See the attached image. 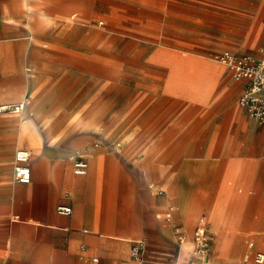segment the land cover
Segmentation results:
<instances>
[{
    "label": "crops",
    "instance_id": "crops-1",
    "mask_svg": "<svg viewBox=\"0 0 264 264\" xmlns=\"http://www.w3.org/2000/svg\"><path fill=\"white\" fill-rule=\"evenodd\" d=\"M98 3L0 0V106L24 100L22 123L62 119L33 131L76 132L72 118L92 116L81 106L97 100L101 86L91 82L111 67V48L40 43L64 42L69 31L54 28V22L91 21L101 12ZM222 53L227 52L214 57ZM186 69L192 82H206L202 91L170 92L181 103L167 130H157L137 148L121 147L119 157L117 148L97 144L92 134L69 143H35L43 145L40 169L29 158V183L0 191V264H254V254H264V125L238 103L244 81L229 79L207 61ZM18 149L30 153L28 144ZM76 158L87 162L85 174L75 173ZM56 205L69 206L71 214L58 215ZM184 213H194L193 221ZM219 217L224 224L218 230ZM200 226L211 246L203 262L193 254ZM219 241L228 245L225 250L217 247ZM136 244L139 259L131 255ZM242 244H248L245 254Z\"/></svg>",
    "mask_w": 264,
    "mask_h": 264
},
{
    "label": "rangeland",
    "instance_id": "rangeland-1",
    "mask_svg": "<svg viewBox=\"0 0 264 264\" xmlns=\"http://www.w3.org/2000/svg\"><path fill=\"white\" fill-rule=\"evenodd\" d=\"M101 3L97 5L101 12L91 21L54 22V28L69 31L64 42L46 39L40 43L49 48L52 43L78 41L81 45L111 48V67L102 70L105 76L91 82V86H101L97 100L81 106L91 109L92 116L82 114L72 118V125L78 129L76 132H36L33 131L35 126L50 128L53 122L62 124V119L55 117L50 121L47 117H34L22 123L26 111L24 100L13 107L7 105L11 109L2 114L6 117L0 121V127L19 129L17 132L0 131V191L13 185L18 190L24 187L12 177L14 152L19 146L28 144L30 158L39 154L43 164L42 143L37 144V151H33L31 145L39 141L46 145L69 143L76 135L92 134L97 144L102 141L117 148L114 152L119 157L121 147L137 148L142 141L150 140L157 130H167L171 115L181 103L179 97L170 92L183 94L186 91L193 95L202 91L206 82L200 79L192 82V75L186 69L189 65L207 61L221 67L233 80L231 72L217 64L214 53L256 55L264 49V0H101ZM254 42H259L254 48L242 46ZM235 99L238 106L237 96ZM20 105L22 109L13 110ZM1 175L11 178L4 181ZM188 214L184 213L187 221H193L195 214ZM216 224L219 230L224 218L219 217ZM216 245L224 250L228 246L220 241ZM247 245L240 246H245L243 254L247 252Z\"/></svg>",
    "mask_w": 264,
    "mask_h": 264
},
{
    "label": "built area",
    "instance_id": "built-area-1",
    "mask_svg": "<svg viewBox=\"0 0 264 264\" xmlns=\"http://www.w3.org/2000/svg\"><path fill=\"white\" fill-rule=\"evenodd\" d=\"M215 61L229 70L237 81H244L243 93L239 99V105L243 107L248 116L257 124L264 125V49L258 56L244 54L236 56L230 53L218 54ZM13 107V106H12ZM9 106H0V114L10 111ZM29 153L26 150L18 149L14 155L15 167L13 179L20 184H28L30 181V170L28 167ZM73 168L76 174H85L87 162L83 158H76L73 161ZM60 216L70 215L72 209L67 205H58L55 209ZM183 242V237L178 239ZM194 251L197 260L203 262L210 253L211 246L206 231L202 226L198 227L193 234ZM141 244H136L131 255L135 259L140 258ZM247 261V259L245 260ZM254 264L264 263V254L256 252L253 256Z\"/></svg>",
    "mask_w": 264,
    "mask_h": 264
},
{
    "label": "bare ground",
    "instance_id": "bare-ground-1",
    "mask_svg": "<svg viewBox=\"0 0 264 264\" xmlns=\"http://www.w3.org/2000/svg\"><path fill=\"white\" fill-rule=\"evenodd\" d=\"M35 88V87H34ZM24 104H26L25 102H24ZM22 107V105H20V106H16V107H14V109L13 110H17V111H19L20 110V108ZM22 109V108H21ZM1 125V124H0ZM22 134V133H21ZM66 139V138H65ZM32 146V149H33V151H37V144H33V145H31ZM43 150V149H42ZM58 150V149H57ZM8 153V152H7ZM29 153V152H28ZM58 154V153H57ZM39 154H37V156L35 155H33L32 156V158H30V160H31V162H32V165L33 166H35L36 168H39L40 169V167L42 166V163H41V161H40V156H38ZM41 155V154H40ZM29 156H30V153H29ZM50 156V155H49ZM44 157V156H43ZM39 159V160H38ZM38 160V161H37ZM190 214V213H189ZM189 214H188V216H189ZM188 219V218H187ZM224 233V232H223ZM185 247V246H184Z\"/></svg>",
    "mask_w": 264,
    "mask_h": 264
}]
</instances>
